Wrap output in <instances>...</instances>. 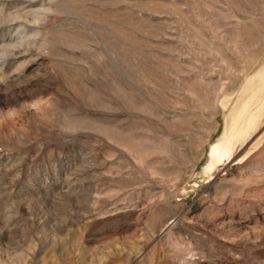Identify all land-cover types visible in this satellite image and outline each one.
I'll use <instances>...</instances> for the list:
<instances>
[{
    "label": "rangeland",
    "instance_id": "1",
    "mask_svg": "<svg viewBox=\"0 0 264 264\" xmlns=\"http://www.w3.org/2000/svg\"><path fill=\"white\" fill-rule=\"evenodd\" d=\"M0 264H264V0H0Z\"/></svg>",
    "mask_w": 264,
    "mask_h": 264
},
{
    "label": "bare ground",
    "instance_id": "2",
    "mask_svg": "<svg viewBox=\"0 0 264 264\" xmlns=\"http://www.w3.org/2000/svg\"><path fill=\"white\" fill-rule=\"evenodd\" d=\"M245 115L246 110H243L241 113H239V115L233 121L231 133L226 139L225 144L218 146L215 149L214 154L218 159L226 158L225 156H227L230 152L234 142L242 138L256 120L255 115H251L250 117H246Z\"/></svg>",
    "mask_w": 264,
    "mask_h": 264
}]
</instances>
